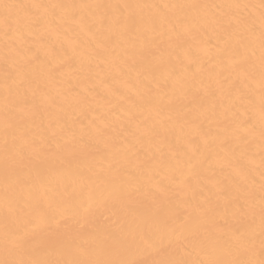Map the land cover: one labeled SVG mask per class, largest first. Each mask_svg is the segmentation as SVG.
<instances>
[{"label":"bare ground","instance_id":"bare-ground-1","mask_svg":"<svg viewBox=\"0 0 264 264\" xmlns=\"http://www.w3.org/2000/svg\"><path fill=\"white\" fill-rule=\"evenodd\" d=\"M2 2L140 7L126 10L137 20L127 31L98 22L105 13L119 15L116 9L77 7L61 21L52 9L33 8L30 14L43 22L24 26L27 45L22 52L9 51L13 44L0 29V259L5 258L6 233L31 228L37 210L51 214L45 201L55 194L73 210L81 202L93 203L95 215L77 238L89 253L81 258L191 262L207 258L195 233L227 234L239 227L255 235L251 258L258 260L264 177L259 8L243 11L256 24L248 32L211 22L239 10L160 6H258L260 0ZM72 13L83 24H93V30L71 23ZM242 56L256 65L250 78L233 67ZM6 95L16 101L24 135L72 141L67 160L45 163L40 175L46 182L28 170L20 182L5 180ZM81 139L93 150L82 153ZM240 183L255 194L242 218L237 213L244 199ZM65 185L71 196L65 195ZM139 186L143 193L134 197L129 211L122 203L128 199L124 194ZM67 223L73 225V220ZM153 240L162 241L159 251L146 250V242ZM75 254L62 238L41 233L38 243L9 258L64 260Z\"/></svg>","mask_w":264,"mask_h":264},{"label":"snow or ice","instance_id":"snow-or-ice-1","mask_svg":"<svg viewBox=\"0 0 264 264\" xmlns=\"http://www.w3.org/2000/svg\"><path fill=\"white\" fill-rule=\"evenodd\" d=\"M96 8V9H116L119 10V15L112 13H105L98 18L100 24L119 25L123 31H127L134 27L137 23L136 18L129 10L133 6L129 4H115V5H24L6 3L0 0V9H3L0 14V29L3 30L5 37L11 41L13 47L9 51L20 52L24 51L27 45L24 26L26 24H38L43 22L42 17L32 16L30 10L33 8L52 9V16L64 20L67 10L74 8ZM148 7H156L151 5ZM164 9L168 8H228L239 10L236 14L224 19L223 16H214L212 23L218 26H223L226 29H240L245 31H254L256 24L252 19H246L243 16V11L253 8H259L260 21V64H259V86L261 91V129L260 135L264 141V0H260V4H233V5H161ZM23 13L21 15L20 13ZM54 22V21H53ZM71 23L77 26L87 27L91 32L93 24H83L82 18L78 14H71ZM8 54L7 52L5 53ZM248 57L242 56L239 61L233 63L241 75L245 78H250L256 73V65L254 63H247ZM19 113L16 108V101L9 96H5L3 103V172L5 180L14 178L17 182L22 180L21 173L24 170L35 172L38 179L45 180L40 174L44 165L49 160H67L72 154V141L69 139L55 140V139H40L24 135L23 129L18 122ZM247 131V129H245ZM55 135V133H53ZM79 149L82 153L93 150V146L84 140H80ZM261 165L264 167V154L261 156ZM68 185H65V195L71 196L68 191ZM222 191H226L222 189ZM238 191L242 193L244 199L237 206V213L242 218L247 215L254 203L255 194L250 189L247 183H240ZM261 230L259 235V259H253L256 255L255 244L256 237L247 229L239 227L231 230L225 234L215 230L205 229L203 232L195 233V241L201 246V251L207 257L206 259H198L194 261L187 260H153L134 261L119 258H81L89 255L88 251L79 247L78 236L88 227L92 218L95 215V209L92 202H81L78 209L73 210L66 207L63 198H58L55 194L47 197L45 204L47 209H51L52 213L47 211L37 210L36 216L31 228H26L22 232L10 231L5 235V258L0 259V264H264V177L261 180ZM143 193V187L139 186L125 193L127 200L122 201L123 205L129 211L134 209L133 199L135 196ZM102 203L97 204V207L102 206ZM14 209L8 208V212H13ZM73 220V225H69L67 221ZM50 230V233L48 232ZM41 233L52 234L62 238L66 244L75 250V256L72 259L64 260H41V259H23V258H9L16 256L27 250L32 244L38 243L41 240ZM151 239V238H149ZM162 241L146 242V250L159 251Z\"/></svg>","mask_w":264,"mask_h":264}]
</instances>
